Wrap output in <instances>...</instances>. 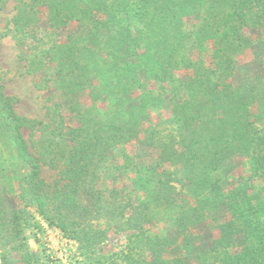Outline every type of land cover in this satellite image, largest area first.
Wrapping results in <instances>:
<instances>
[{"label":"trees","instance_id":"16d2710c","mask_svg":"<svg viewBox=\"0 0 264 264\" xmlns=\"http://www.w3.org/2000/svg\"><path fill=\"white\" fill-rule=\"evenodd\" d=\"M28 5L46 14L29 72L51 121L19 114L0 74V245L32 262L33 208L86 253L123 223L108 264H264V0Z\"/></svg>","mask_w":264,"mask_h":264},{"label":"rangeland","instance_id":"374dc122","mask_svg":"<svg viewBox=\"0 0 264 264\" xmlns=\"http://www.w3.org/2000/svg\"><path fill=\"white\" fill-rule=\"evenodd\" d=\"M28 3L31 0H0V74L4 78L5 91L14 98L19 114L50 122L51 102L48 100V92L38 87V77L29 72L30 60L48 46L46 14L43 7L33 8ZM22 8L26 9L20 17L18 15ZM204 57L209 61V53ZM169 117L165 111L153 113L154 122L165 120L162 125L167 128V132L175 130V125L168 121ZM24 134L31 144L30 131L24 130ZM241 168H245L246 171H243L252 175L254 183H260V179L252 174L251 161L245 162L237 170ZM42 175L52 182L57 177L58 170L43 165ZM122 183L133 188L131 179L118 183V186H122ZM129 191L133 193L131 189ZM29 210L24 234L30 251L35 255L32 262L23 261L18 252L0 245V264H4L3 254L6 250L10 256L6 260L7 264H108L109 261L103 260L102 256L120 250L127 242L126 232L118 228L123 223L117 225L112 222L111 228L107 227L109 231L104 243L99 245L95 253H86L79 247L78 242L68 238L58 228L50 226L33 208ZM102 226L105 228L106 224L102 223ZM162 229L163 226L160 225L155 230ZM114 264L122 263L116 259Z\"/></svg>","mask_w":264,"mask_h":264}]
</instances>
